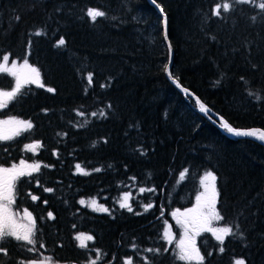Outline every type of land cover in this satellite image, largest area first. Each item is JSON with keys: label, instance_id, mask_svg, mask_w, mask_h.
<instances>
[{"label": "trees", "instance_id": "obj_1", "mask_svg": "<svg viewBox=\"0 0 264 264\" xmlns=\"http://www.w3.org/2000/svg\"><path fill=\"white\" fill-rule=\"evenodd\" d=\"M223 2L156 0L167 20L169 64L163 16L147 0H0V56L20 60L30 52L46 85H24L0 109V119L33 124L0 141V166L21 159L41 164L39 173L16 180L10 207L32 213L45 247L37 243L28 252L30 246L6 237L0 264L43 256L54 264H89L97 251V264H183L176 258L178 235L169 243L165 225L173 211L195 202L208 171L217 176V208L225 218L219 225L239 230L225 239L222 254L212 234L202 233L196 246L204 264L238 258L264 264V146L229 137L172 82L237 129L264 130V10L258 7L264 0H227L230 11L212 15ZM89 7L105 17L92 23ZM61 37L65 45L57 47ZM12 87L10 76L0 74V90ZM34 142L41 147L26 151ZM76 164L90 174L77 173ZM126 191L132 211L119 207ZM90 198L109 212L79 203ZM78 233L94 239L81 248Z\"/></svg>", "mask_w": 264, "mask_h": 264}, {"label": "snow or ice", "instance_id": "obj_2", "mask_svg": "<svg viewBox=\"0 0 264 264\" xmlns=\"http://www.w3.org/2000/svg\"><path fill=\"white\" fill-rule=\"evenodd\" d=\"M236 3L247 4L252 3L253 0H235ZM153 3H156V0H153ZM161 13L163 14V8L157 4L156 5ZM231 4L224 0L223 3H217L212 10V15L220 16L221 9L224 12H228L231 9ZM259 9L264 10V2L258 4ZM106 13L97 8L89 7L86 10V16L92 23H95L97 18L105 17ZM255 19V17H253ZM19 20V17H17ZM35 35L40 36L41 32L35 33ZM164 39L167 41V31H166V16H165V34ZM65 45V39L61 37L56 46L60 47ZM169 50H171V45H168ZM30 55L26 53L25 58L23 59V63L17 66L16 61H13L11 67H8V62L10 60L9 55L2 56V63H0V72L8 71L11 75L16 77L15 88L11 91H0V108L4 106L5 98H14L21 90V88L25 84H33L40 88H45L46 85L43 83L41 78V72L38 67L32 66L27 56ZM165 71H168V66H165ZM171 78V73H169ZM89 84L92 82L91 76H89ZM174 82L175 79H174ZM177 87L180 85L177 83ZM46 90L48 92H54L55 89L51 87H47ZM187 92V89H182ZM251 95V93H250ZM260 99V97H257ZM195 103L199 106V110L202 113L209 114L210 110L204 103H202L199 99H196ZM46 111V110H45ZM78 115H83V113H78ZM93 116L96 113H92ZM101 116L105 115L103 111L100 113ZM219 126L226 131L227 134L233 135L235 137H251L262 143H264V130L260 129H237L232 126L228 121L224 120L222 117L218 120ZM5 125L14 126L11 129L6 130ZM33 127L31 121L28 120H16L11 119L7 121H0V141L8 140L12 138V135H19L22 130H29ZM11 132L12 135L8 133ZM26 151H33L41 147L39 142L30 143L24 146ZM7 151V149H5ZM7 163V162H5ZM44 167H48V165H44ZM41 168V164L39 162H34L32 164L26 163L23 159L20 160L19 165L12 164L11 167L0 166V241H3L6 237H12L18 242H23L24 245H28L30 247L26 248V251L35 253L37 251L36 245L39 243L40 248H44V243L38 237V229L36 226V221L32 216V213L25 209V217L27 218L29 225L22 229L21 225L17 224L14 220L13 216L8 214V205L14 203V190H15V182L18 178L23 177L25 175L31 176L33 173H39ZM76 172L83 175H88L90 173L83 170L80 164L75 165ZM94 171L99 172L101 169L96 168ZM134 179V178H133ZM217 176L212 171H208L205 176L201 179L200 184L203 187V191L196 196V205L193 208H189L184 212H181L177 209L172 213L174 217L177 218V223L181 225L184 229V233L179 241L176 243V247L179 249L178 253H176V258L181 261H185L186 264H191V262L195 261V264H204V256L201 254L199 248L196 246V237L201 235V233L208 232L211 233L214 239L218 242L219 253H223L225 251L224 243L225 239L229 236L236 235L238 232V226L234 230L233 226L230 224H224L223 226L219 225L220 221H223L225 218L221 214V212L217 208V204L219 202V193L217 188ZM37 187H41V183L39 180L35 181ZM43 191L52 192L53 189L49 187H44ZM146 189L141 188L140 192H144ZM147 191H154V189H147ZM31 195V199L33 201L38 200L37 195ZM129 194H125L122 198V202L119 203V207L124 209L126 208L128 211H132L131 205L128 203ZM7 201V205L5 204ZM46 204L47 201H44ZM79 203L82 206L85 205V201L81 199ZM91 206L94 211L101 212H109V209L103 205H98L95 199L90 201ZM145 211L148 208L152 207L151 204H146ZM139 214V213H137ZM48 218L55 219L52 212L47 213ZM165 223H167L165 221ZM75 227V225H74ZM169 233L167 230L164 231V239H167ZM242 236V233H241ZM75 240L79 241V247H86V241H91L94 239L92 235H86L84 233H78L74 237ZM171 243V240L168 241ZM148 252H153L154 250L151 248L146 249ZM167 251V249H164ZM0 252L7 255V249L0 248ZM156 253L160 252V249H155ZM212 253H209L211 255ZM100 259L99 251L96 252V258L89 261V264H97V261ZM147 259V258H145ZM20 264H53V260L51 257H45L44 259H30L28 261H21ZM124 264H132L131 259H127L124 261ZM233 264H246L245 259L238 258L235 259Z\"/></svg>", "mask_w": 264, "mask_h": 264}, {"label": "rangeland", "instance_id": "obj_3", "mask_svg": "<svg viewBox=\"0 0 264 264\" xmlns=\"http://www.w3.org/2000/svg\"><path fill=\"white\" fill-rule=\"evenodd\" d=\"M5 55H7V54H5ZM2 56H3V55H2ZM2 56H0V63H2ZM13 61H16L17 66H18V69H19V66L23 63V59H20V60L11 59V60H9V62H8V67H9V68L11 67V64H12ZM0 74H6V75L10 76V78L12 79V85H13V87L10 88V89H8V90H0V91H11V90H13V89L15 88L16 77H15L14 75H11L10 72H8V71L0 72ZM25 85H26V84H25ZM9 100H10L9 98H5V100H4V106H3L2 108H4V107L7 105V103L9 102ZM2 108H0V109H2ZM11 119L24 120V119H18V118H15V117H7V118L0 119V121H7V120H11ZM13 127H14V126H12V125H5V129H6V130L11 129V128H13ZM22 131H23V130H22ZM8 134H9V135H12L11 132H9ZM13 136H14V135H12V137H13ZM24 161H25L26 163H28V164H32V163H33V162H30V161H27V160H24ZM19 163H20V162L15 163V164L19 165ZM9 167H11V166H9ZM204 176H205V174L202 176V178H203ZM202 178H201V179H202ZM202 191H203V187L201 186V188H200V190H199V193H198L197 195H199ZM125 194H129V200H128V203L130 204V200H131V199H130V192H127V191L121 194L118 203L122 202V198H123V196H124ZM93 199L96 200V198H90V199H85V200H84V201H85V205H86L87 207H89L90 209H92V210H93V207H95V206H91V205H90V201L93 200ZM96 201H97V200H96ZM97 203H98V205H102V204L99 203L98 201H97ZM5 204L7 205V201H5ZM195 205H196V200H195V202H194L192 205H190V206H188V207H185V208H183V209H180V211H181V212H184L185 210H187V209H189V208H193V207H195ZM103 206H104V205H103ZM100 212H101V211H100ZM173 212H175V211H173ZM173 212H172V213H173ZM110 213H111V212H110ZM172 213H171V218H172L171 226H170L169 223H167V224L165 225L166 230H167L168 233H169V236H168L167 240H168V241H169V240H171V241H172V240H176V237H177V235H178V241H179V240L181 239L183 233H184V229H183V227H181L180 224L177 223V218L174 217V216L172 215ZM8 214H10V215L13 216L14 220L16 221V223L19 224V225H21L22 229H23L24 227H26V226L29 225V222H28L27 218L25 217V211H24L23 213L20 214V213H18V212L13 211V210L11 209L10 205H8ZM171 227H172V228H171ZM176 234H177V235H176ZM201 234H202V233H201ZM200 236H201V235H199V236L196 237V242H197V238L199 239ZM176 241H177V240H176ZM86 242H87V241H86ZM196 244H197V243H196ZM45 257H49V256H43V257H41L40 259H44ZM53 264H54V263H53ZM183 264H186V262L183 261ZM191 264H195V261L191 262Z\"/></svg>", "mask_w": 264, "mask_h": 264}, {"label": "water", "instance_id": "obj_4", "mask_svg": "<svg viewBox=\"0 0 264 264\" xmlns=\"http://www.w3.org/2000/svg\"><path fill=\"white\" fill-rule=\"evenodd\" d=\"M147 1H149L158 11H159V13L163 16V31H164V34H165V16H164V14H162L161 13V11H160V9L156 6L157 5V3H153V0H147ZM166 31H167V20H166ZM167 43V46L169 45V42H168V40L166 41ZM169 48V47H168ZM172 59H173V52H172V48H171V50H170V62H169V64H171V62H172ZM167 73H169V70L167 71ZM172 82H173V84L175 85V87L182 93V94H184L186 97H189L193 102H194V104L197 106V109L199 110V106L195 103V101H196V99H199L197 96H195L192 92H190L189 90H187V92H185V91H183L182 89H185V88H183L177 81L176 82H174V80H172ZM177 83L180 85V87H177ZM200 100V99H199ZM201 101V100H200ZM207 107V106H206ZM210 110V109H209ZM199 112L201 113V114H203L204 116H207L210 120H211V117H213L215 120H213L214 121V123H216L217 125H219L218 124V120H219V118H221L220 116H218L217 114H215L214 112H212L211 110H210V113L209 114H205V113H202L200 110H199ZM210 116V117H209ZM221 128V127H220ZM222 129V128H221ZM250 129H257V128H250ZM223 130V129H222ZM245 130H248V129H245ZM225 131V130H224ZM226 132V131H225ZM229 135V137H231V138H233V137H235V136H233V135H230V134H228ZM237 138H247V139H251V140H254V141H256V142H258V143H260V144H262L263 146H264V143H262V142H260V141H258V140H256V139H254V138H251V137H237Z\"/></svg>", "mask_w": 264, "mask_h": 264}, {"label": "flooded vegetation", "instance_id": "obj_5", "mask_svg": "<svg viewBox=\"0 0 264 264\" xmlns=\"http://www.w3.org/2000/svg\"><path fill=\"white\" fill-rule=\"evenodd\" d=\"M11 166V165H10ZM4 167H6V166H4ZM7 167H9V166H7ZM14 209V208H13ZM1 242V241H0ZM39 254H42V253H39ZM75 264V263H74Z\"/></svg>", "mask_w": 264, "mask_h": 264}]
</instances>
